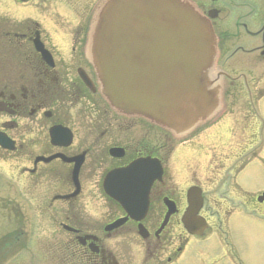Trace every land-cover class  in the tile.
<instances>
[{"label":"flooded vegetation","instance_id":"flooded-vegetation-1","mask_svg":"<svg viewBox=\"0 0 264 264\" xmlns=\"http://www.w3.org/2000/svg\"><path fill=\"white\" fill-rule=\"evenodd\" d=\"M99 1L0 0V134L15 143L12 152L0 147V162L16 159L23 189L49 191L41 200L28 198L40 203L34 210L54 237L43 264H201L197 247L222 224L227 231L214 241L243 244L253 199L248 150L202 149L195 138L193 151L170 158L174 145L166 133L154 137L152 124L111 109L85 53ZM189 1L208 17L217 62L230 80L224 96L232 120L212 136L226 146L252 128L246 120L258 118L254 105L264 98V0ZM143 157L159 159L163 174L151 187L142 238L131 219L112 227L126 214L106 197L102 183L108 172ZM261 173L263 188L264 168ZM191 187L201 190L198 215L211 228L202 241L181 222ZM76 189V196L67 197ZM166 203L173 213L161 228ZM214 207L225 210L220 215ZM11 247L0 242V261ZM216 249L211 264L217 262ZM221 263L243 264L232 246Z\"/></svg>","mask_w":264,"mask_h":264},{"label":"water","instance_id":"water-1","mask_svg":"<svg viewBox=\"0 0 264 264\" xmlns=\"http://www.w3.org/2000/svg\"><path fill=\"white\" fill-rule=\"evenodd\" d=\"M90 40L102 92L118 109L170 120L181 107L186 118L184 105L210 104L212 37L181 0H106ZM120 175L129 179L127 171ZM120 188L125 196L128 184L120 181Z\"/></svg>","mask_w":264,"mask_h":264},{"label":"rangeland","instance_id":"rangeland-1","mask_svg":"<svg viewBox=\"0 0 264 264\" xmlns=\"http://www.w3.org/2000/svg\"><path fill=\"white\" fill-rule=\"evenodd\" d=\"M263 111V110H262ZM249 123L251 126L254 125V122L252 120H249ZM247 124V121H246ZM232 142L235 145L241 146V144L247 143V142H241L240 137L237 139H232L230 142L232 147ZM255 146H258V142H254ZM252 144L250 143V146ZM249 147V145H247ZM239 148V147H238ZM261 152H263L262 156L264 157V142L261 143L260 148L258 149ZM0 181L7 182L6 186L1 185L2 187H5L4 192H1L0 190V197H3L9 200L17 199L18 197L24 200V205L22 206L23 209L28 210L30 214H33L31 217V223L32 228H28V240L26 241V245H51L49 244L47 236L49 235V228L44 226V221L42 218H39L37 216V212L33 211V209H37L38 204L36 206V202H33L32 204L28 202V198H44L46 193L48 194L49 191L44 189H38L37 191H30L27 189H23L21 185H25L22 181H17V170H16V159L13 157H10L6 162L0 163ZM4 176V178H3ZM8 184L11 186V189H8ZM19 184V185H18ZM257 184V178L253 175V173H250L249 180H248V187L249 189L253 188ZM0 185V187H1ZM22 188V189H21ZM14 201V200H13ZM35 214L37 218H35ZM263 214V212H262ZM249 225V242L247 244V258H244L245 264H264V217H251L249 216V220L247 222ZM41 225V226H40ZM12 224L11 222L7 221L6 218H2L1 212H0V233L5 231L8 228H11ZM59 239L58 236H56ZM207 249H201V251H204V254L208 253L210 250V245L204 246ZM42 252V251H39ZM37 253V252H36ZM203 259H201L202 261ZM16 260H13L12 262H15ZM209 262H204V264Z\"/></svg>","mask_w":264,"mask_h":264}]
</instances>
